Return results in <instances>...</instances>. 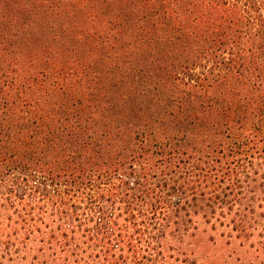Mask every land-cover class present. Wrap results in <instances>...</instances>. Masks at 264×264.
<instances>
[{
    "label": "trees",
    "instance_id": "16d2710c",
    "mask_svg": "<svg viewBox=\"0 0 264 264\" xmlns=\"http://www.w3.org/2000/svg\"><path fill=\"white\" fill-rule=\"evenodd\" d=\"M0 217L31 264L264 238V0H0Z\"/></svg>",
    "mask_w": 264,
    "mask_h": 264
},
{
    "label": "rangeland",
    "instance_id": "374dc122",
    "mask_svg": "<svg viewBox=\"0 0 264 264\" xmlns=\"http://www.w3.org/2000/svg\"><path fill=\"white\" fill-rule=\"evenodd\" d=\"M7 227V219L0 217V234H4ZM179 248V253L165 255L166 264H264L262 237L240 245L238 241L219 233L200 232L194 238L184 240ZM5 252V244L1 243L0 258L3 264H31L32 254L27 258L22 254L19 257L13 255L11 260Z\"/></svg>",
    "mask_w": 264,
    "mask_h": 264
}]
</instances>
